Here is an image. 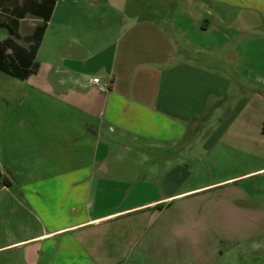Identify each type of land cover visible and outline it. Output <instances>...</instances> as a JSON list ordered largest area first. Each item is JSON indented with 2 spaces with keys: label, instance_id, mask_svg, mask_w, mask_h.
Returning a JSON list of instances; mask_svg holds the SVG:
<instances>
[{
  "label": "crops",
  "instance_id": "obj_1",
  "mask_svg": "<svg viewBox=\"0 0 264 264\" xmlns=\"http://www.w3.org/2000/svg\"><path fill=\"white\" fill-rule=\"evenodd\" d=\"M59 3L38 71L24 80L0 71V172L10 183L0 186V264H183L164 245L185 221L233 246L264 229L260 205L225 188L235 179L179 193L185 159L155 157L200 132L231 95L233 77L209 64L237 68L244 38L264 35V0H69V15L55 16ZM30 17L35 30L43 21L21 22ZM220 184L190 219L184 209L174 222L164 216L173 199ZM232 258L216 250L210 262Z\"/></svg>",
  "mask_w": 264,
  "mask_h": 264
},
{
  "label": "rangeland",
  "instance_id": "obj_2",
  "mask_svg": "<svg viewBox=\"0 0 264 264\" xmlns=\"http://www.w3.org/2000/svg\"><path fill=\"white\" fill-rule=\"evenodd\" d=\"M24 2L0 0V23L7 20L9 12L21 8ZM63 15H69V0H60L55 16ZM34 24H37L34 17L25 22L20 21V37L15 38L18 44L28 45L25 37L34 32ZM259 33L252 31L249 37L244 38L237 68L232 69L222 63L209 64L217 71L231 75L236 85L231 95L221 101L210 116L199 121L203 125L202 130L198 133L192 131L179 147L170 149L166 155L156 154L160 162L173 156L185 159L183 167L191 176L181 182L179 193L200 185L235 179L232 185L228 184L225 188L234 186L240 189L252 199L251 202L258 203L259 208L264 210V35ZM8 36V30L0 28V41ZM214 39L218 45L221 44L220 38ZM221 186L216 185L213 187L215 189L202 194L186 193L173 199L164 216L174 222L178 212L181 214L184 209L185 219H190L194 214L189 211L197 209L202 203L206 204V199L211 196H218L225 190ZM185 223V226L176 225L171 230L168 243L164 245L170 257L179 258L180 263L183 260V264H211L212 254L221 250L233 255L234 259L228 264H264V229H251L248 237L243 236L247 229L238 234L235 230V237L248 239L233 246L229 240H220L216 236L217 229L208 224ZM136 252L137 255L142 254L140 249ZM133 264L160 263L151 259H138Z\"/></svg>",
  "mask_w": 264,
  "mask_h": 264
},
{
  "label": "trees",
  "instance_id": "obj_3",
  "mask_svg": "<svg viewBox=\"0 0 264 264\" xmlns=\"http://www.w3.org/2000/svg\"><path fill=\"white\" fill-rule=\"evenodd\" d=\"M57 0H25L21 8L9 12L7 20L0 23V28L8 30L9 36L0 41V71L18 79H27L39 68L36 60L44 33L47 28ZM28 14L42 19V24L37 25L31 35L25 37L27 46L20 45L15 38H19L18 29L20 21ZM10 183L0 172V186Z\"/></svg>",
  "mask_w": 264,
  "mask_h": 264
},
{
  "label": "built area",
  "instance_id": "obj_4",
  "mask_svg": "<svg viewBox=\"0 0 264 264\" xmlns=\"http://www.w3.org/2000/svg\"><path fill=\"white\" fill-rule=\"evenodd\" d=\"M88 82L91 85L100 86L102 83V80L99 77H91V78H89Z\"/></svg>",
  "mask_w": 264,
  "mask_h": 264
}]
</instances>
